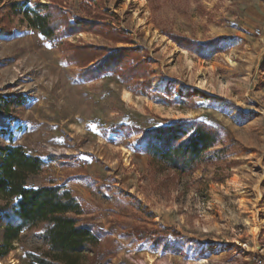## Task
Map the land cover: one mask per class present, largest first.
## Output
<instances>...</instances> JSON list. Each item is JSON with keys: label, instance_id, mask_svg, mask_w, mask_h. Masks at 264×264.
<instances>
[{"label": "rangeland", "instance_id": "1", "mask_svg": "<svg viewBox=\"0 0 264 264\" xmlns=\"http://www.w3.org/2000/svg\"><path fill=\"white\" fill-rule=\"evenodd\" d=\"M52 1L0 0V16L14 2L34 10L38 3ZM62 1L70 21L86 18L81 0ZM102 1L99 10L113 17L108 21L113 27L131 35L130 44H114L91 32L61 41L146 51L152 71L149 94L113 74L81 79L82 69L66 61V52L21 17H11L13 24L4 26L13 34L0 31V94L23 95L27 102L12 108L16 122L9 131L0 129V143L22 147L47 162V169L27 186L70 190L84 208L83 219L105 232L101 247L115 253L107 264L264 262V225L256 235L248 225L255 213L262 218L264 205V0H145L141 17L147 29L134 24L137 5ZM146 30L167 41H153ZM169 36L187 39L193 49L179 47ZM200 70L207 74L209 90L196 87ZM125 91L133 104L124 102ZM180 120L212 126L221 140L209 151L210 162L173 183L150 171L137 130ZM120 126L134 130L122 132ZM138 225L169 228L164 246L131 236ZM40 248L38 237L15 241L0 262L30 264L25 253ZM193 248L202 251L194 255Z\"/></svg>", "mask_w": 264, "mask_h": 264}, {"label": "trees", "instance_id": "2", "mask_svg": "<svg viewBox=\"0 0 264 264\" xmlns=\"http://www.w3.org/2000/svg\"><path fill=\"white\" fill-rule=\"evenodd\" d=\"M102 4V0H81L80 9L86 18L76 17L70 21L62 0H53L52 5L38 3L34 10H23L24 4L14 2L4 7L0 31L3 35H12L13 30L5 26L13 24L11 17H21L23 23L26 21L53 46L67 53L66 61L82 69L81 79L93 80L113 74L131 89L140 87V91L149 94L152 71L146 51L75 46L61 41L65 36L91 32L114 44H130L131 35L117 30L111 21L108 22L113 17L99 10ZM169 37L179 47L193 49L194 45L187 39ZM214 44L200 48H210ZM194 93L201 94L198 91ZM155 96L164 97L159 93ZM25 102L27 98L23 95L0 94L2 131H9L16 122L12 108ZM126 130L134 129L120 126V131ZM137 132L142 135L137 142L139 151L148 157L150 171L166 175L173 183L193 175L201 165L210 162L208 153L221 140L216 128L191 120L172 121ZM46 169L47 162L26 153L22 147L0 143V199L5 202L0 207V260L10 254L15 241L38 237L41 241L39 251L25 253L30 264H107L115 253L109 247H101V239L106 234L90 220L83 219L84 208L70 190L52 185L37 189L27 186L32 176ZM169 234V228L142 225L135 226L130 233L136 240L151 242L155 247H163V239ZM173 235L178 236L176 231Z\"/></svg>", "mask_w": 264, "mask_h": 264}, {"label": "bare ground", "instance_id": "3", "mask_svg": "<svg viewBox=\"0 0 264 264\" xmlns=\"http://www.w3.org/2000/svg\"><path fill=\"white\" fill-rule=\"evenodd\" d=\"M125 2H126L124 5L125 8H128L129 5L132 3L139 7V9L134 12V24L137 27H143V28L147 29V20H146V18L143 19L141 17V14L143 13L141 9H143L145 7V4H146L145 0H125ZM146 31H148V30H146ZM148 33H149V35H151V37H152L151 39H153V41H167V39L157 31L149 30ZM177 50L179 51V49H177ZM181 52L184 54L186 53V51H183V50H181ZM155 86L160 88L161 90H163V87L161 85L156 84ZM196 87L199 89H202V90H209L211 88V84L208 80L207 74L201 70L197 74ZM123 100H124V102H126L128 104L134 103L133 96L128 91H125L123 93ZM124 152L126 153L127 157H129L131 155V152L126 150V149H124ZM256 192H257L258 198L260 199L261 193H260L259 186L256 188ZM244 194H245L244 191H239V195L241 197H243ZM241 205L245 206V202H241ZM262 210H263L262 218H257L258 213H255V218L252 220L251 223L248 224L254 235L258 234V232L260 231V228L262 227V225H264V205L262 207ZM208 249L209 248L207 246H205L203 248V251L204 250L208 251ZM201 251H202L201 248H199V249L193 248V250H192L194 255L199 254ZM150 262H152V259H150ZM0 264H18V263L14 259H9L8 262H6V263L0 262ZM197 264H206V261L201 259V260L197 261Z\"/></svg>", "mask_w": 264, "mask_h": 264}, {"label": "built area", "instance_id": "4", "mask_svg": "<svg viewBox=\"0 0 264 264\" xmlns=\"http://www.w3.org/2000/svg\"><path fill=\"white\" fill-rule=\"evenodd\" d=\"M257 34L260 35V32L258 31ZM258 264H264V262L260 260L258 261Z\"/></svg>", "mask_w": 264, "mask_h": 264}]
</instances>
